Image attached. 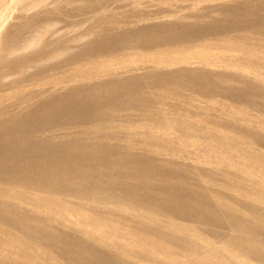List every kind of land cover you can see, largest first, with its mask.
<instances>
[{
    "label": "rangeland",
    "instance_id": "obj_1",
    "mask_svg": "<svg viewBox=\"0 0 264 264\" xmlns=\"http://www.w3.org/2000/svg\"><path fill=\"white\" fill-rule=\"evenodd\" d=\"M0 264H264V0H0Z\"/></svg>",
    "mask_w": 264,
    "mask_h": 264
}]
</instances>
